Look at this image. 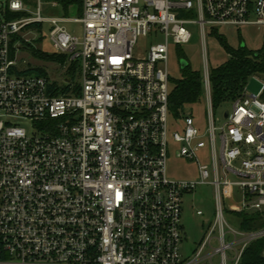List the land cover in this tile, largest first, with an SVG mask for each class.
<instances>
[{"label": "built area", "instance_id": "2783aa9c", "mask_svg": "<svg viewBox=\"0 0 264 264\" xmlns=\"http://www.w3.org/2000/svg\"><path fill=\"white\" fill-rule=\"evenodd\" d=\"M35 3L32 12L9 0L10 11L27 14L0 17V264H239L264 227L229 224L223 196L238 190L227 211L264 210V83L260 93L244 88L216 126L205 60L201 133L190 112L170 115L166 62L168 41L188 43L190 24L203 44L214 28L263 27L264 0H81L79 37L59 24L67 18L42 16ZM44 23L64 65L77 64L78 83L18 68L13 36ZM148 36L164 41L134 55L138 38ZM19 119L37 133L28 135ZM170 119L181 131L170 134ZM170 138L178 157L208 148L210 163L197 160L200 181L168 179ZM199 184L214 187L215 217L183 258L182 195Z\"/></svg>", "mask_w": 264, "mask_h": 264}, {"label": "rangeland", "instance_id": "374dc122", "mask_svg": "<svg viewBox=\"0 0 264 264\" xmlns=\"http://www.w3.org/2000/svg\"><path fill=\"white\" fill-rule=\"evenodd\" d=\"M51 0H41V14L45 17H64L67 20L59 22V24L65 28L70 34L81 36L82 25L76 21L74 18H78L79 14L77 7L75 5L69 6L68 10H64L61 5L57 7H51L49 2ZM5 3V0H0V8ZM30 10L32 12L36 11L35 0L30 3ZM181 17H190L187 14H182ZM191 34L188 43L177 45L168 41L169 53L166 62L167 71L169 78L171 80L179 79L182 77V61H186L189 69L193 71L203 72L204 62L206 60L207 66L209 68L220 65L223 63L227 54L220 44V42L210 34L208 31L204 44L201 43L200 31L198 27L194 24L187 26ZM51 25L49 23L41 24L39 27H30L28 29L22 30L19 35L22 40L30 42L32 46L45 54H54L55 51L52 47L50 41V31ZM218 33L223 35L227 41V44L231 47H236L239 42H242L247 48L252 50L261 49L264 47V26H243L240 28H235L231 26H223L218 28ZM164 41L161 36L156 38L140 37L134 47V55L138 53H145L149 46L153 43ZM14 58L18 68L28 69V68H40L45 74L51 79L57 81L58 83H64L63 79L70 77L68 74L69 63L64 65L58 60H47L42 58H37L32 54V51L22 48L14 47ZM35 74V73H30ZM79 82L78 75L73 77V83ZM262 83H264V75H254L248 78L245 89L247 93L256 94L260 93ZM186 111L190 112L194 118L196 127L202 131L207 128V102L205 93L200 97V99L189 105ZM226 110H231V103L229 101L223 102L213 109V113L216 121V126H219L223 120V113ZM16 123L21 125L26 129L28 135L36 134L37 131L30 126L29 120L19 119L15 120ZM181 121H176L170 119L169 132L170 134L174 131H181ZM180 145L173 142L172 138L169 139V150L168 159L166 164V175L168 179L174 181H200L198 172V163H210V158L208 156V148L199 150L194 159H186L184 157H178L176 151L179 149ZM217 147H219V140L217 139ZM230 179H235L230 177ZM222 193V189H221ZM223 195V194H222ZM238 190L234 188L231 195L223 196L224 200V210L225 219L228 223H232V213L233 211H227L230 206H233L238 202ZM201 211V214H197V211ZM215 215V190L210 184H199L196 188L191 191L184 193L182 195V213H181V225L183 226L184 235L180 244V255L185 257H191L193 252L198 248L202 239L206 237L209 232L210 227L213 224ZM217 230L212 234L211 246L217 245ZM209 247H206L208 250Z\"/></svg>", "mask_w": 264, "mask_h": 264}, {"label": "trees", "instance_id": "16d2710c", "mask_svg": "<svg viewBox=\"0 0 264 264\" xmlns=\"http://www.w3.org/2000/svg\"><path fill=\"white\" fill-rule=\"evenodd\" d=\"M8 1L0 8V17L5 20L19 18L26 15V12H13L8 8ZM24 3H30L32 0H22ZM64 10H68L69 6L75 5L78 14H81V0H55ZM39 27L40 24H33L30 27ZM218 28L211 29L209 32L223 46L227 58L220 65L209 68L211 105L214 109L223 102H231L234 98L241 95L249 77L254 75H264V47L257 50L247 48L242 42L236 47L227 44L225 37L218 33ZM13 43L17 42V47H22L32 51L37 58L47 60H58L65 63L66 56L58 53L45 54L34 48L30 42L22 40L19 35H14ZM12 55L15 48L11 46ZM77 64L71 63L68 68L69 79L75 76ZM182 77L171 80L169 78V111L170 115L175 119L180 116L189 105L196 103L204 94L202 74L198 71L189 69L188 64L182 69ZM23 73H35L46 75L45 72L37 67L28 68ZM264 100V91L262 93ZM232 223L234 227L243 231H250L264 227V210L231 212ZM230 224V223H229ZM232 225V224H231ZM239 264H264V237L252 241L243 251Z\"/></svg>", "mask_w": 264, "mask_h": 264}, {"label": "water", "instance_id": "95a60500", "mask_svg": "<svg viewBox=\"0 0 264 264\" xmlns=\"http://www.w3.org/2000/svg\"><path fill=\"white\" fill-rule=\"evenodd\" d=\"M181 65H182V68H184L187 65V62L183 60L182 63H181ZM227 114H228L227 110L224 111V117H226Z\"/></svg>", "mask_w": 264, "mask_h": 264}]
</instances>
